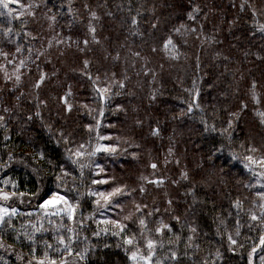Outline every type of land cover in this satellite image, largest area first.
I'll list each match as a JSON object with an SVG mask.
<instances>
[{"label":"trees","instance_id":"trees-1","mask_svg":"<svg viewBox=\"0 0 264 264\" xmlns=\"http://www.w3.org/2000/svg\"><path fill=\"white\" fill-rule=\"evenodd\" d=\"M20 1L31 2L33 16L17 26L0 23V54L23 61L22 80L0 77V182L10 178L15 191L34 197L21 209H37L56 177L69 172L72 196L84 207L81 221L93 210L88 193L98 188L95 165L103 164L107 172L98 179L134 189L140 210L135 205L128 227H139L144 215L146 224L159 215L171 226L165 250L156 252L162 264H249L264 236L261 220L251 219L264 213L252 190L257 166H244L251 145L264 151V0ZM97 124L118 151L98 153L81 175L69 150L79 139L97 142L89 131ZM41 212L15 217L14 227L29 222L17 229L31 240L12 239L10 248L28 257L48 245L67 253L68 246L75 264H136L124 233H105L106 226L87 220L65 237L64 222Z\"/></svg>","mask_w":264,"mask_h":264},{"label":"rangeland","instance_id":"rangeland-1","mask_svg":"<svg viewBox=\"0 0 264 264\" xmlns=\"http://www.w3.org/2000/svg\"><path fill=\"white\" fill-rule=\"evenodd\" d=\"M7 4V7H4V4ZM29 5H31L30 1H27V3L22 2L19 0L18 3H13L12 0H3V2H0V23L5 22L6 20H13V22H16V26L20 23L21 20H24V22H27L26 19L29 17H32L33 15L30 13V9L32 7H29ZM23 23V22H22ZM18 28H16L17 30ZM20 30V29H19ZM1 31V29H0ZM21 31V30H20ZM2 35H7L9 33L8 31H2L1 32ZM15 35V32H11L9 34V37ZM4 38V37H3ZM3 38H0V41H3ZM10 39V38H9ZM1 44V42H0ZM0 77L3 76L2 80L3 81H8L9 79H15L16 82H19L20 80L23 79V77L21 76V74H19V70L21 69V67L23 66V61L22 60H7V54L6 52L1 53L0 54ZM3 58V59H1ZM22 62V63H21ZM8 66L12 67L11 68H7ZM19 76L20 79L17 80L16 77ZM101 136H107V135H101ZM98 142V141H97ZM97 142H95L94 144L91 145V147L89 146V142L87 143V141L84 140H80L77 142L76 145H74L73 149H71L70 151V155L76 151V149L81 145H85V148L83 149L86 152H90L92 151V149L95 147V145L97 144ZM99 143L102 144H107L106 140L104 141H99ZM254 148L259 149L257 146H252ZM251 155L256 158L259 159L260 157H264V151L263 150H259L257 152L252 153ZM73 159H75V157H73ZM92 159V157H88L85 156L83 158H81V162L82 163H87L88 160ZM65 167L70 171L71 168V163L70 162H66L65 163ZM74 166H78V164H74ZM101 166L104 168L105 172V165L101 164ZM257 166V171H256V167H255V171L257 172V175H259V177H257V181L258 184H252L253 185V189L255 190L257 189L258 194L261 192H264V167H261L259 165ZM68 176H70L69 172H68ZM99 177V176H98ZM97 177V179H98ZM100 179H108L109 183L108 184H96V186L98 187L96 190V192H108L111 191L114 187L120 186V187H124L128 185V182H122L121 180L118 179L119 184L113 180L112 177H108L106 175L101 176ZM8 181L7 184H5L4 182ZM10 181V178H6L3 181L0 182V190H2L3 192L9 193L10 195L12 193H16V195H12L10 199L5 200L0 198V207L3 208H7L9 209V211H11V209L15 208L17 210V214L12 215L11 217L9 216H5L4 220L5 222L0 225V259H2V261L0 262V264H38L39 260L45 259V253L48 254V259L51 260H55L56 264H75L71 258L68 259V256L66 255H70L69 252H64V253H57L54 252L52 250H55L56 248L54 246L48 247L47 249L50 250L48 252H46V250H43V252L40 254V256L36 255L35 253H30L31 256L26 257L25 256V251H21V248L18 247L17 249L15 248H10L9 245L11 244L12 239H16V240H23L25 242V240H31V236H27V234H22L21 232L18 231V225L21 224H26L29 223L25 220H22L20 222L17 221V226L14 227L13 226V220L15 219V217L19 216V215H30V214H34L36 212L39 211V209H41V215L45 216V209H42L40 206H37V209L35 210H28L25 211L23 209H21V207H31L33 204L31 205L34 197L30 196L28 194L25 193L24 196H20L19 193H24V192H18L15 191V189L12 188V184ZM73 189V190H72ZM72 191H77L76 186H72L71 185V181L70 179L67 177V175H64L61 177V179L58 181L57 179L54 182V186H53V191H59L62 194H66L68 199L72 202H76L78 201L76 199V197L74 198L72 196ZM124 191L125 192H130L131 194H134V189H130L128 187H124ZM120 195L118 197H114L111 204H109L108 207H101L98 206L95 203V200L98 199L99 197H94L93 199H91L89 197V195L84 194L85 197H89L87 199V203H89L91 205V208L93 209L92 212H90L88 215H86V217L84 218H79L81 221L78 220V216L79 215H83L82 213L84 212V207H82L79 204V207L76 210L74 219H69L66 215H61V216H55L56 218H60L62 220V222H64V224H62V231H64L65 233V237L72 235L75 232V228L77 227V225H83L85 224V221L87 220H92L95 224L100 223L101 226H106V227H101L102 229H108L110 232L111 229L113 230H118L115 228L114 225L112 224H106L103 223L104 221L107 220H118L123 224H128L129 220H125L124 218L126 216H131L132 217V213L134 210L135 205H139L138 202L136 201L135 197L132 195ZM255 195L256 199L258 200L259 203H261L259 206V209L263 211L264 207H262V205H264V200H261L259 195ZM80 197V195H78ZM132 196V197H131ZM137 198V197H136ZM36 200V199H35ZM104 202L101 201V204H103ZM19 204V205H16ZM86 205V203H85ZM49 213L52 211L51 209L47 210ZM50 215V214H49ZM134 215V214H133ZM22 216V218H24ZM52 216V215H50ZM144 220H146L145 215H144ZM153 219H156L155 223L153 224V227H143L141 225H139V227H133V226H129L125 229L124 232V236L125 235H132L135 234L136 239L138 241H140V249L142 251L143 254H147V248H146V241L148 239H152L154 241H156V248H155V256H153L152 258V264H162L161 263V258L163 257V255H159L158 253L156 254V252H158V250L160 249V253H163V251L165 250V245L168 243V240H165L164 238V234H160L157 233L156 229L161 227L162 224H164L163 219L160 218L159 215H155V216H148L147 217V224L149 223V221H152ZM160 221L162 223H160ZM78 223V224H77ZM11 231L13 232V234H11ZM78 232V231H77ZM29 247V246H26ZM25 247V249H26ZM134 249V251L136 250L135 247H132ZM257 251L255 253H251V258L249 257V264H264V260H262V258H264V246H261L260 244H258L256 247ZM62 249V248H60ZM13 255V259L14 261H10L11 256ZM36 255V256H34ZM76 260L77 257H75ZM163 261V260H162ZM78 262V261H77ZM140 263L144 264L143 261H141ZM47 264V262H46ZM78 264V263H77Z\"/></svg>","mask_w":264,"mask_h":264},{"label":"snow or ice","instance_id":"snow-or-ice-1","mask_svg":"<svg viewBox=\"0 0 264 264\" xmlns=\"http://www.w3.org/2000/svg\"><path fill=\"white\" fill-rule=\"evenodd\" d=\"M0 2H3V0H0ZM12 2L13 3H18L19 0H12ZM4 7H7L6 3L4 4ZM29 7H31V5H29ZM93 15H95V14H93ZM133 22L135 23V21H133ZM153 27H156V25H153ZM91 31L94 33L95 32V28H92ZM261 31H264V26L261 27ZM85 43H87V41H85ZM170 44H172L171 38H169L167 40V43L164 45V47L167 48L168 45H170ZM87 63L88 62L85 61V66H87ZM16 79L19 80L20 77L17 76ZM43 79L44 78L41 77L40 83H43ZM39 86H40V84L38 83L36 85V87H39ZM253 87H255V84H253ZM99 91L107 92L108 89L107 88L100 89ZM69 95H71V92H69ZM64 103L67 105V110L71 111L72 106L70 104H68L66 97L64 98ZM189 110H191V106H190ZM100 114L103 115L102 112ZM36 115L39 116V113H36ZM259 115L264 116V113H260ZM4 119H5L4 116H0V121H3ZM29 119H31V117H29ZM232 127H233L232 122L229 121L228 128H232ZM206 129L211 130V131H216L215 125L210 126V129H209V126L206 125ZM89 131L90 132L91 131H95L96 132V136H97V140H98L97 144L92 149V151H90V152L84 151L83 149L85 148V145L81 144L76 149V151L73 152L68 157V159L73 164H78V166H79V168L81 170V175L83 174V169L86 167L85 163L81 162V158H83L85 156L94 157L98 153H101V152L107 153L109 155H112V154H115L118 151V146L106 145V144L99 143V141H104V140H110L111 139V137L99 135V124H97L95 129H93L91 126H89ZM223 131H227V129H224ZM158 134H159V129H155L153 131V135H158ZM61 135H63V134L61 133ZM242 147H243V145H242ZM69 151H71V150H69ZM125 151H126V149H125ZM248 151L254 153V152L259 151V149L254 148V147H250L248 149ZM39 156L41 157V159H44V153L43 152H40ZM73 157H75V159H73ZM244 159L249 162V163H246L244 165L245 168H249L251 170V165H259L261 167H264V157H260L259 159H256L252 155H247V156L244 157ZM95 167L98 169V171L96 172L97 176H100L101 173H104L105 170H104V168L101 165L96 164ZM151 167L153 169H155L157 167V165L156 164H152ZM34 171H35V169H34ZM63 174L64 175H68V173H66V172L63 173ZM187 177H188V173L187 172L183 173V178L187 179ZM56 179L59 181L61 179V177L57 176ZM4 183L7 184L8 181H5ZM92 183L93 184H108L109 180L108 179H93ZM153 183H158V182H153ZM12 187L15 188L16 185L12 184ZM124 187H127V186H124ZM124 187L117 186V187H114L111 191H108V192L91 191L88 194L90 196H93V197H99L98 199L95 200V203L98 206L106 208V207L109 206V204H111V202H112L114 197H118L120 195H130L131 194L130 192H125L124 191ZM262 187H264V186H262ZM143 190L144 189L141 188V191H143ZM12 195H16V193H12L10 195L9 193H6V192H3L2 190H0V198H2V199L8 200V199L11 198ZM19 195L20 196H24L25 193H19ZM36 195H39V193H36ZM258 195L260 196L261 200H264V192H261ZM101 201H103L104 203L101 204ZM169 203H171V201H169ZM237 205H239V201H237ZM39 206L42 209L46 210L45 211L46 215H49V214L50 215H56V216L66 215L69 219H74L76 210L79 207V201H76L74 203V202H72V201H70L68 199L66 194H62L59 191H55V192H51L49 194H46L45 198H43L42 203ZM262 207H264V205H262ZM49 209L52 210L50 213L47 211ZM136 209L140 210V206L136 205ZM15 214H17V210L15 208H13V209H11V211H9V209H7V208L0 207V225H2L5 222L4 218H5L6 215L11 217L12 215H15ZM149 215H151V213H149ZM124 219L125 220H130L131 216H126ZM176 219L178 220L179 218H176ZM251 219L253 221L261 220V223L264 224V213H261L260 217H258L255 214H253L251 216ZM103 223L112 224V225L115 226L116 229H118V231H112L111 234L114 235V236H120L121 233H124L125 229L128 227V225L123 224V223H121L118 220H107V221H104ZM139 224L141 226L145 227V228L147 227L146 221L144 219H140L139 220ZM165 229H167L169 232H171V226L167 225V224H162L161 227L156 229V231H157V233L163 234ZM37 230H39V229H37ZM103 231L105 233H107L109 230L108 229H103ZM192 231L195 232L196 230L193 228ZM239 234H240L239 233V228H237L236 235L238 236ZM176 239L179 240L180 237L177 236ZM228 240L230 241V243L232 245L237 244V241L235 239H233L232 235L228 236ZM59 242L61 244L64 243V240H63L62 237L60 238ZM123 243L125 245H128L130 248L131 247H135L136 250L131 252L130 259L135 261L136 264H140L141 261H143L144 264H152V258H153V256H155V248L157 246L156 241H154L152 239H148L146 241L147 254H143L142 253V251L140 249V241H138L136 239L135 234L123 236ZM259 244L261 246H264V236L260 237ZM48 247H51V245H48ZM57 250L59 251V249H57ZM66 250L69 251V253H71L70 247L66 246ZM128 250H129L128 248L125 249L126 252ZM256 251H257V249L255 247H253L252 253H255ZM86 253H87V249L84 250V254L83 255H81L80 253H77V255H80V258L84 259ZM44 255H45V259L39 260L38 264H46V262H47V264H56L55 260L48 259V254L47 253H45ZM173 257H175V253H173ZM250 258H251V253H250ZM262 260H264V258H262Z\"/></svg>","mask_w":264,"mask_h":264}]
</instances>
